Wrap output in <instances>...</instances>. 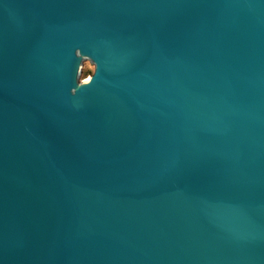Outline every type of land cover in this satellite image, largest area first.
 Here are the masks:
<instances>
[{
  "label": "water",
  "instance_id": "obj_1",
  "mask_svg": "<svg viewBox=\"0 0 264 264\" xmlns=\"http://www.w3.org/2000/svg\"><path fill=\"white\" fill-rule=\"evenodd\" d=\"M0 264H264V0H0Z\"/></svg>",
  "mask_w": 264,
  "mask_h": 264
},
{
  "label": "rangeland",
  "instance_id": "obj_2",
  "mask_svg": "<svg viewBox=\"0 0 264 264\" xmlns=\"http://www.w3.org/2000/svg\"><path fill=\"white\" fill-rule=\"evenodd\" d=\"M92 72H93V67L88 63V77L92 74Z\"/></svg>",
  "mask_w": 264,
  "mask_h": 264
}]
</instances>
